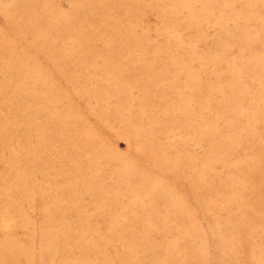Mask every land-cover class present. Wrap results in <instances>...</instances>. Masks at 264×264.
<instances>
[{
	"label": "rangeland",
	"instance_id": "rangeland-1",
	"mask_svg": "<svg viewBox=\"0 0 264 264\" xmlns=\"http://www.w3.org/2000/svg\"><path fill=\"white\" fill-rule=\"evenodd\" d=\"M15 244L33 264H264V0H0Z\"/></svg>",
	"mask_w": 264,
	"mask_h": 264
},
{
	"label": "bare ground",
	"instance_id": "bare-ground-1",
	"mask_svg": "<svg viewBox=\"0 0 264 264\" xmlns=\"http://www.w3.org/2000/svg\"><path fill=\"white\" fill-rule=\"evenodd\" d=\"M66 237L67 234H62ZM26 247L19 244L2 246L0 249V264H33L32 257ZM131 262V261H130Z\"/></svg>",
	"mask_w": 264,
	"mask_h": 264
}]
</instances>
